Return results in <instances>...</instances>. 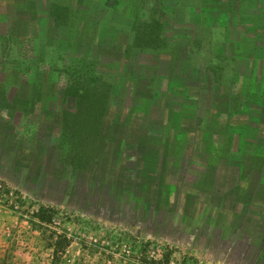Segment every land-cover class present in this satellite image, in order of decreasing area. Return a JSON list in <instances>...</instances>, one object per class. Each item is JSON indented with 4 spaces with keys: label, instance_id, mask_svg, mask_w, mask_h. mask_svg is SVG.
<instances>
[{
    "label": "rangeland",
    "instance_id": "obj_1",
    "mask_svg": "<svg viewBox=\"0 0 264 264\" xmlns=\"http://www.w3.org/2000/svg\"><path fill=\"white\" fill-rule=\"evenodd\" d=\"M235 1L229 3L233 11L239 9ZM135 2L137 11L151 12L155 6L150 0ZM50 4L0 0V264H54L46 239L51 231L65 232L72 240L60 264H130L141 243H152L151 255L170 253L171 264H264V186L258 179L264 160L256 162L254 176L242 190L230 188L236 167L225 162L205 166L207 148L193 143L210 142L208 135L186 132L180 142H173L176 133L166 127L176 128L179 122L170 109L164 110L168 97L156 107L137 106L144 85L133 90L127 77L147 74L145 67L129 65L130 59L140 60L138 49L121 59L118 47L113 55L120 61L115 63L105 58L110 52L96 27L101 22L115 26L111 2L73 0L77 20L67 29L55 18L54 31L49 29L50 15L37 19L33 12V6L49 11L54 8ZM257 9L264 15V0L246 6L249 12ZM247 19L264 28V16ZM118 38L119 44L125 42L124 35ZM166 58L151 55L142 62H159L166 70ZM68 60L75 70L69 72L72 80L93 75L123 86L105 122L107 130L116 131L104 135L95 160L94 149L90 144L82 147L80 136H60L58 104L67 84L60 71ZM104 79L101 83H109ZM8 97L17 100L13 104ZM12 110L13 117L5 119ZM17 110L25 111V118ZM121 132L131 147L124 145L118 155ZM161 135L163 143L153 148ZM143 139L148 157L156 160L158 154L157 164L139 155ZM168 145L172 166L164 159ZM41 206L56 210L46 235L32 225V215Z\"/></svg>",
    "mask_w": 264,
    "mask_h": 264
},
{
    "label": "crops",
    "instance_id": "obj_2",
    "mask_svg": "<svg viewBox=\"0 0 264 264\" xmlns=\"http://www.w3.org/2000/svg\"><path fill=\"white\" fill-rule=\"evenodd\" d=\"M135 1L109 0L115 26L105 22L97 25L101 44L109 52H116L121 48L118 37L124 35L121 59L138 49L140 60L130 59L129 65L145 67L147 74L130 73L127 78L134 82L131 79L137 77L139 84L143 83L145 91L140 94L146 98L144 94L148 92L155 94L158 101L168 97L171 117L179 122L176 128L172 127L176 133L173 142H180L186 132L203 131L211 138L210 142L204 139L193 143L207 148V151L203 149L204 165L234 163L243 189L254 176L256 162L264 160V28L258 21L247 19L264 15L259 9L246 10V6H258L259 0H236L237 11L231 10L230 0H174L173 3L150 0V4L155 3L151 12L141 8L137 11L133 6ZM169 10L173 16H168ZM69 52H73L72 47ZM158 54L167 56L164 61L168 69L159 62L154 66L142 62ZM117 61L120 58L112 60ZM73 68L70 60L62 66L65 88L73 81L69 75L75 71ZM108 79L104 80L112 84L113 92L110 109L116 105L115 98L121 97L117 93L123 86ZM140 98L138 105L145 106L146 100L141 95ZM8 100L14 104L17 99L8 97ZM169 108L168 103L166 108L164 105V110ZM14 111H9L5 119L12 118ZM17 111L25 118V111ZM258 179L264 186V168Z\"/></svg>",
    "mask_w": 264,
    "mask_h": 264
},
{
    "label": "trees",
    "instance_id": "obj_3",
    "mask_svg": "<svg viewBox=\"0 0 264 264\" xmlns=\"http://www.w3.org/2000/svg\"><path fill=\"white\" fill-rule=\"evenodd\" d=\"M50 2L54 8H49V11H43L42 8L39 6H33V12L35 17L37 19H41L38 15H47L49 16L50 20L52 22V26H49V29L52 31L55 30L53 23L55 25V18L58 20H61L63 22V27H66L67 29H71L72 21L77 20V16L75 14V11L72 6L73 0H68L67 5H63L61 7V1L59 0H47ZM57 2V3H55ZM36 3V1H35ZM56 4V5H55ZM37 5V4H36ZM66 19L68 21H66ZM121 43V42H120ZM123 42L121 43V50L123 48ZM72 43H70L69 46H71ZM120 50V51H121ZM118 51V50H117ZM122 52V51H121ZM114 53L110 51L109 54H106L105 58L107 59H113L118 60V57L113 55ZM137 65L136 67H138ZM135 67V68H136ZM79 76V75H77ZM75 77L73 78V81L71 84H69L63 91H62V103H59L58 106L60 107L58 110V122H60V135L62 134H72L73 137L80 136L81 139V145L84 147L87 144H91L92 149H94L95 155L94 160L97 158L100 149V146L104 140V135L107 133H110V135H113L116 131L114 128L108 129L105 127V122H107V118L109 117V101L111 98L112 92V84L111 83H101V79L97 78L96 76L90 75V78L82 79V77ZM137 78V77H136ZM132 78L131 80H134V82H131V88L134 90L135 86H138L139 79ZM138 91V90H137ZM141 91H139L140 93ZM141 97L146 100L149 105H153L152 107L156 106V102L158 99H156L155 94H150L148 92L147 98L142 96L143 94H138L136 99V104L138 106L139 100ZM159 102V101H158ZM135 106L132 108V110L129 111V114L126 118L125 124L128 125V123L131 121L130 116L135 112ZM66 105V107H65ZM105 105V106H104ZM171 105L170 101H168V108ZM146 106V105H145ZM170 109V108H169ZM148 111V110H146ZM96 112V113H95ZM143 112V110H141ZM147 113V112H145ZM144 113V114H145ZM134 115V114H133ZM91 116L94 118L91 119ZM133 117V116H132ZM131 117V118H132ZM84 121L82 122V120ZM82 122V123H81ZM62 125V128H61ZM130 127V124H129ZM172 127L170 124L167 125L166 129L170 132L172 130ZM177 127V126H176ZM124 129L127 128L123 127ZM131 130V129H127ZM125 132V131H122ZM121 132V137L117 139V152L118 155L120 152H122L123 147L126 146V148H130L129 142H127V139H124V134ZM183 133V132H181ZM162 135L160 139H156V143L151 144L154 145L153 148H158V145L163 143ZM130 139V136H129ZM176 139V137H175ZM183 139V138H181ZM174 140V139H173ZM85 143V144H84ZM147 142H145V139H143V144L139 146V155L141 157L147 158L146 162H152L154 161L156 164L158 162V154H155L156 160H152V158H149L147 155V148L148 145H146ZM84 144V145H83ZM125 145V146H124ZM169 151L164 154V159L171 161V166L173 164V159L168 156L173 151L170 145H168ZM158 152V150H156ZM171 151V152H170ZM143 152V153H142ZM173 153V152H172ZM161 155V152L159 153ZM159 155V156H160ZM92 160V162L94 161ZM227 163V162H225ZM151 166L154 165L153 163H149ZM229 166H236L234 163H228ZM227 164V165H228ZM230 188H235L237 190H242L241 182L239 181L237 174H235V177L231 181ZM56 214V210L53 208H49L46 206H41L36 212L32 215V225L35 227V229H40V231L44 232L45 235L47 233V228L50 225H53L54 223V215ZM46 239L49 240V247L52 249V258L54 264H60L63 255L66 253V250L68 247L71 246L72 240L69 238L68 234L65 232H55L51 231L50 236ZM152 247V243H141L140 245V252L138 254H132L129 258L130 264H171V254H159V256L151 255L150 251Z\"/></svg>",
    "mask_w": 264,
    "mask_h": 264
}]
</instances>
